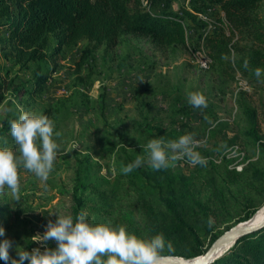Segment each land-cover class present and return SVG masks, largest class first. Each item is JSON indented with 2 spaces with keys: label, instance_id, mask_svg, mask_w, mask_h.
<instances>
[{
  "label": "rangeland",
  "instance_id": "rangeland-1",
  "mask_svg": "<svg viewBox=\"0 0 264 264\" xmlns=\"http://www.w3.org/2000/svg\"><path fill=\"white\" fill-rule=\"evenodd\" d=\"M198 3L175 0L172 7L192 8ZM205 10L213 18L222 16L217 6ZM260 12L264 15V0ZM184 23L185 45L158 48L148 36L124 33L110 50L103 45L93 48L79 72H74V63L87 41L64 46L59 53L61 67L37 93L16 96L10 90L5 92L0 102V125L7 116L28 111L48 116L55 122L54 131L61 133L55 138L59 149L48 180L42 181L21 167V200L12 199L7 189L0 194V223L7 238L29 251L36 247L43 251L44 246L31 237L43 235L48 221L55 222V212L76 216L72 193L81 163L82 174L89 169L91 181L108 196L105 211L80 209L89 221L121 225L138 237L151 238L156 235L150 231L154 220L158 218L155 223H159L166 218L167 222L170 216L164 202L157 201L158 194L148 190L145 195L155 212L149 211L138 193L115 180V162L125 153L134 160L137 156L146 158L143 146L149 140H173L185 133H192L202 143L196 150L206 158L205 165L192 166L180 160L168 169L153 170L146 163L141 168L151 177L180 176L190 184L195 197L207 201V220L211 217L214 223L209 227L197 213L182 208L185 221L195 223L193 220L198 219V241L185 235L166 238L172 241L174 251L164 254L169 252L165 249L161 255L187 260L181 254L194 252L196 246L204 249L214 237L242 222L240 219L252 209L255 212L246 221L264 210V151L260 146L264 143V87L210 66L211 57L202 43L203 35L214 29L211 21L203 29H190ZM223 28L236 43V33L226 25ZM197 52L208 58L207 65L198 61ZM33 68L34 64L23 67L0 53V74L15 83L32 86ZM189 92L202 93L207 108L190 106ZM241 92L245 94L241 96ZM242 100L253 108L254 117L239 103ZM0 147L16 149L10 129L0 136ZM226 170H231L229 175ZM233 244L222 255L229 253ZM48 247H56V242L49 241ZM10 256L16 257L14 249H10ZM0 264L5 261L0 260Z\"/></svg>",
  "mask_w": 264,
  "mask_h": 264
},
{
  "label": "trees",
  "instance_id": "trees-1",
  "mask_svg": "<svg viewBox=\"0 0 264 264\" xmlns=\"http://www.w3.org/2000/svg\"><path fill=\"white\" fill-rule=\"evenodd\" d=\"M174 1L0 0V53L23 67L34 64L33 83L30 87L15 83L13 79L0 74V102L9 90L16 96L37 93L51 74L61 67L59 53L64 46L76 44L81 40L87 41L74 63V72H79L93 48L103 45L105 50H110L118 44L120 36L124 33L148 36L158 48L173 44L185 45L184 22L190 29H203L209 21L213 23L214 29L203 35L202 43L211 57L212 68L239 74L246 83L264 87V78L258 81L252 71L257 67L264 69V15L260 12L262 0H199L198 5L192 8L185 5L173 8ZM215 6L222 13L218 18H213L205 10ZM224 25L228 26L232 33H236L237 42L245 41L251 44L241 46L237 42L232 43L231 37L223 32ZM245 59L249 62L248 69L243 67ZM244 94L245 92L240 93L241 96ZM239 103L247 114L254 117L251 106L244 100ZM18 116L16 112L5 118L0 125V136L10 129L9 122L18 119ZM260 146L263 152L264 143ZM132 161L134 156L129 153H125L124 158H117L115 180L126 189L131 188L138 193L141 203L151 212L155 211L145 194L148 190L155 191L158 194L156 200L164 202V207L172 217L169 216L167 222L164 218L159 223H155L158 219L156 218L150 231L154 234L162 233L167 239L185 235L198 241L199 236L195 229L198 219L193 220L195 223L185 221L180 211L183 208L208 221L210 206L207 201L195 197L190 184L180 176L151 177L141 167L130 174H123L122 165ZM81 164L76 170L72 193L76 215L81 212L80 209L105 211L109 206L108 196L91 181L89 169L82 174L84 169ZM229 172L231 170H226V175H229ZM254 212L252 209L240 221L248 220ZM217 237L204 249L196 246L194 252L181 255L186 258L201 255ZM211 264H264V227L237 239L229 253L218 257Z\"/></svg>",
  "mask_w": 264,
  "mask_h": 264
},
{
  "label": "clouds",
  "instance_id": "clouds-1",
  "mask_svg": "<svg viewBox=\"0 0 264 264\" xmlns=\"http://www.w3.org/2000/svg\"><path fill=\"white\" fill-rule=\"evenodd\" d=\"M248 69L249 62L243 61ZM253 71L258 81L264 78V69ZM141 81L143 79L141 78ZM264 82V81H262ZM188 103L193 108H207V98L199 92L188 93ZM10 134L14 139L15 150L0 147V194L6 189L16 202L21 200L19 169L22 167L42 181H47L53 171L59 144L55 138L61 136L55 130V122L46 115L28 111L12 120ZM203 146L194 139L192 133H185L177 139L153 138L143 146L147 157L137 156L134 161L122 165L121 172L130 174L145 163L153 170L168 169L172 162L186 160L192 166L205 165L206 158L196 149ZM53 212H50L51 215ZM55 222L49 220L43 235L36 234L31 241L43 245L30 251L6 237L5 228L0 225V260L5 264H157L162 252L174 251L172 241L166 240L162 233L151 238L138 237L129 233L126 227H115L108 223H92L87 214L81 212L75 217L71 214L55 212ZM214 221L208 218L209 227ZM56 247H48L49 241ZM14 249L16 257L10 256Z\"/></svg>",
  "mask_w": 264,
  "mask_h": 264
},
{
  "label": "water",
  "instance_id": "water-1",
  "mask_svg": "<svg viewBox=\"0 0 264 264\" xmlns=\"http://www.w3.org/2000/svg\"><path fill=\"white\" fill-rule=\"evenodd\" d=\"M264 227V216L263 218L255 223H247L242 221L230 226L224 230L207 248V250L197 257L188 258L186 261H180L175 259V256L160 255L157 264H211L216 258L213 257L217 248L226 243L231 242L232 244L240 237L256 232Z\"/></svg>",
  "mask_w": 264,
  "mask_h": 264
},
{
  "label": "bare ground",
  "instance_id": "bare-ground-1",
  "mask_svg": "<svg viewBox=\"0 0 264 264\" xmlns=\"http://www.w3.org/2000/svg\"><path fill=\"white\" fill-rule=\"evenodd\" d=\"M198 54V61L201 63V64H205L206 62H208V58L204 55H202L201 53L197 52ZM264 216V210H260L259 212H257L249 221H247V223H255V222H258L260 221ZM231 242H226L222 245H220L217 250L215 251L213 257L217 259V257H219L220 255H222L230 246H231ZM175 259L177 260H180V261H186V260H183L179 257H174ZM188 261V260H187Z\"/></svg>",
  "mask_w": 264,
  "mask_h": 264
},
{
  "label": "built area",
  "instance_id": "built-area-1",
  "mask_svg": "<svg viewBox=\"0 0 264 264\" xmlns=\"http://www.w3.org/2000/svg\"><path fill=\"white\" fill-rule=\"evenodd\" d=\"M203 65H207V64H203Z\"/></svg>",
  "mask_w": 264,
  "mask_h": 264
}]
</instances>
